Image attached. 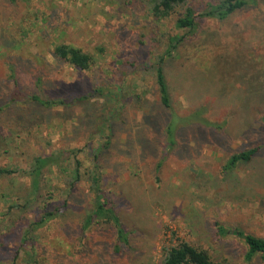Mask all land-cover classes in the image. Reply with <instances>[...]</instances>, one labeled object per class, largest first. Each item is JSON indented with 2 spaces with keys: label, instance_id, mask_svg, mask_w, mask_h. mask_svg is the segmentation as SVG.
Listing matches in <instances>:
<instances>
[{
  "label": "rangeland",
  "instance_id": "obj_1",
  "mask_svg": "<svg viewBox=\"0 0 264 264\" xmlns=\"http://www.w3.org/2000/svg\"><path fill=\"white\" fill-rule=\"evenodd\" d=\"M209 1L188 4L202 9ZM149 9L150 0H0V166L17 170L0 181V237L11 232L0 264H27L21 234L45 203L62 202L69 192L64 214L34 237L40 264H161L163 247L180 240L207 249L215 260L264 264L261 254L246 259L241 238L218 231L222 224L264 237V0L226 21L202 22L198 40L168 67L174 110L186 115L204 104L208 118L225 124L222 134L198 125L181 128L178 146L158 171L165 145L157 120L166 113L147 59L164 49L168 33L179 31L183 7L162 21ZM61 43L90 53L91 67L56 59ZM125 57L138 64L120 66ZM15 77L25 95L67 96L98 85L113 92L46 110L9 102ZM105 141L109 147L97 154ZM260 144L252 161L226 169L233 153ZM64 149H80L82 180L70 185L72 158L46 172L37 198L26 205L29 178L20 171L35 156ZM89 170L100 174L132 231V248L121 254L112 251L115 237L106 224L82 229L92 207Z\"/></svg>",
  "mask_w": 264,
  "mask_h": 264
},
{
  "label": "trees",
  "instance_id": "obj_2",
  "mask_svg": "<svg viewBox=\"0 0 264 264\" xmlns=\"http://www.w3.org/2000/svg\"><path fill=\"white\" fill-rule=\"evenodd\" d=\"M250 4H256V0H210L202 9H196L189 5L188 0H150L149 11L158 21L171 18L175 15L179 7H183V12L176 18V28L179 31L168 33L165 36L164 49L160 53L150 56L147 59L148 66L153 70L158 105L162 112L164 114L166 113L164 121L161 119L157 120V124L161 125L163 130L165 145V153L156 164L157 171L169 152L178 146L177 138L181 128L198 125L216 130L219 134H222L225 124L224 122H217L208 118L206 112L209 110V107L204 104L199 105L186 115H179L174 110L173 106V97L168 78V67L172 66L174 60H179L181 58L182 49L187 47L188 44L195 39L198 40L202 30V22L226 21L232 15L245 9ZM54 57L80 70L89 69L94 62V57L90 53L84 52L79 47L65 43L56 45ZM118 64L120 66L128 65L129 67H134L138 64V60L136 57H125L120 59ZM14 80L13 91L9 99L10 103L19 101L29 102L46 110H53L61 107L68 109L75 105L86 103L89 99L95 98L96 96L98 98H109V95L113 92L110 85H98L93 88V90L86 93H72L67 96H48L43 91L25 95L21 92L20 82L16 77ZM120 85L118 86L119 90L122 89ZM137 97L140 98L141 95L139 94ZM127 98L128 95L125 96V98L122 97L124 101L127 100ZM2 110L3 107L0 106V112ZM112 117L113 116H111L110 119L115 120L116 117ZM144 119L148 121L147 116H145ZM261 121L264 127V115L261 116ZM109 128L112 129V123H110ZM109 144V141H105L102 145L95 148L97 154L107 149ZM262 147L263 145L260 144L233 153L225 165L226 169L232 170L240 163L252 161ZM79 150L80 149H64L61 151L56 150L46 154H39L33 158L29 169L20 171L26 178H29V185L26 188V205L30 204L32 199L37 198L38 191L44 184L46 172L55 166H61L64 162L72 158L75 159V168L72 170L73 176L69 178L70 185L74 188L76 183L82 180L80 172L82 161L77 157ZM15 172H17V170L0 166V181L4 176L14 174ZM87 174L86 180L89 183L93 198L91 210L87 211V215L84 216L82 229L85 231L92 225L106 224L113 231L115 237L112 251L115 254H121L132 248L130 239L132 231L124 226L114 198L102 185L100 174L96 170H89ZM70 193L71 192L67 193L68 197L62 202L54 204L45 203V205L39 209L41 214H36L35 219L29 222L24 229L21 234L20 246L28 256L26 259L27 264H40L34 237L38 235V231L45 232L51 229L59 216L64 214V210L66 206H68ZM12 207L18 206L15 205ZM218 231L222 236L233 234L241 238L247 246V260H251L257 254H261L264 257V237L247 232L240 227L230 228L222 224H218ZM10 235L5 234L3 236L5 240L2 241L1 239H3V237H0V248L5 246V241ZM162 250L163 259L161 264H229L226 261L215 260L207 249L200 248L186 240H180L176 244L166 245Z\"/></svg>",
  "mask_w": 264,
  "mask_h": 264
}]
</instances>
